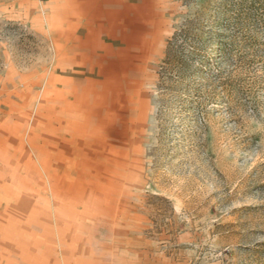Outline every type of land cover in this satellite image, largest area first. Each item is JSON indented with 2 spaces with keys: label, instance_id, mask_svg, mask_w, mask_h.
<instances>
[{
  "label": "rangeland",
  "instance_id": "rangeland-1",
  "mask_svg": "<svg viewBox=\"0 0 264 264\" xmlns=\"http://www.w3.org/2000/svg\"><path fill=\"white\" fill-rule=\"evenodd\" d=\"M225 2L0 0V264H264V67L164 62Z\"/></svg>",
  "mask_w": 264,
  "mask_h": 264
},
{
  "label": "trees",
  "instance_id": "trees-1",
  "mask_svg": "<svg viewBox=\"0 0 264 264\" xmlns=\"http://www.w3.org/2000/svg\"><path fill=\"white\" fill-rule=\"evenodd\" d=\"M221 15H228L227 21L223 25L228 33L224 31L216 32L218 39L214 40L212 47L207 45L204 40L199 41V38L197 40L196 35L193 36L189 29L174 34L169 42L167 56L164 61L167 70H169L168 72H170V68H176V72L180 76L185 72L202 76L206 71V64L209 63V59L212 57V54L207 52L209 48H213V51L219 57H223L224 60L233 61L236 66L241 67L243 64L252 63L253 66L260 65V67H264V41L256 38L257 36H251L257 29L264 32V0H226L222 6ZM236 31L250 35L238 41L234 35ZM193 54L195 55L193 56ZM208 66H210V63ZM214 68H216L214 76L222 82L226 81L225 83L229 85L230 89L232 87L235 93L240 92L241 88L246 86L242 85V82L252 86V88H257V91L264 92L260 75H254L255 78L248 81L242 76L226 79L223 75V69ZM199 87H202V85L189 86L188 92L192 94V97L189 95L186 97L188 102H197L196 98H199L202 94V89ZM262 94L264 95V93ZM193 108H195L194 105Z\"/></svg>",
  "mask_w": 264,
  "mask_h": 264
},
{
  "label": "crops",
  "instance_id": "crops-1",
  "mask_svg": "<svg viewBox=\"0 0 264 264\" xmlns=\"http://www.w3.org/2000/svg\"><path fill=\"white\" fill-rule=\"evenodd\" d=\"M123 1L132 0H75V9L78 11H100L118 9Z\"/></svg>",
  "mask_w": 264,
  "mask_h": 264
}]
</instances>
